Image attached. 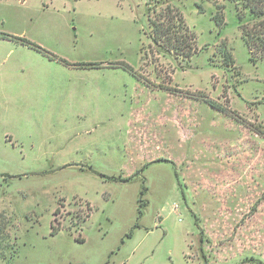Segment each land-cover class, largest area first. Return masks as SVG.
Here are the masks:
<instances>
[{
	"label": "rangeland",
	"instance_id": "1",
	"mask_svg": "<svg viewBox=\"0 0 264 264\" xmlns=\"http://www.w3.org/2000/svg\"><path fill=\"white\" fill-rule=\"evenodd\" d=\"M167 4L189 59L147 35ZM235 6L0 0V32L63 60L0 36V264H264V59Z\"/></svg>",
	"mask_w": 264,
	"mask_h": 264
},
{
	"label": "trees",
	"instance_id": "2",
	"mask_svg": "<svg viewBox=\"0 0 264 264\" xmlns=\"http://www.w3.org/2000/svg\"><path fill=\"white\" fill-rule=\"evenodd\" d=\"M230 1L236 2V16L240 20L239 27L241 38L246 46L249 60L255 62L258 59H264V0ZM147 3L149 2L147 1ZM147 8V35L150 37L151 43L155 44L158 49L165 53L174 54V57L181 56L182 58L189 59L196 52V36L187 26L181 11L175 6L169 4L165 5L159 11H155L154 7H151L150 5H148ZM242 11L247 15L246 19H244V13H242ZM223 22L222 15L220 20L215 18V23L219 27ZM0 36L15 39L21 43L31 45L48 54L51 58H56L55 55L49 54L46 50L33 44L26 38L11 36L2 32H0ZM56 59L63 62L60 58ZM86 64L89 66L97 65V63L94 62ZM119 64L124 69L132 71V68L127 63L121 62ZM206 102L211 106H215L212 100H206ZM221 110H224V108H221ZM257 131H259V129H257ZM88 215L89 213L87 212L85 217ZM55 229L56 228L51 224L50 233H55ZM78 240L82 241V238H79Z\"/></svg>",
	"mask_w": 264,
	"mask_h": 264
}]
</instances>
